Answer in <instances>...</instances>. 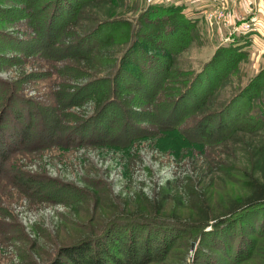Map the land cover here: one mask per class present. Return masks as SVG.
Masks as SVG:
<instances>
[{
  "label": "rangeland",
  "instance_id": "374dc122",
  "mask_svg": "<svg viewBox=\"0 0 264 264\" xmlns=\"http://www.w3.org/2000/svg\"><path fill=\"white\" fill-rule=\"evenodd\" d=\"M232 1L237 4L233 9ZM161 3L184 4V14L196 24L187 26L150 9ZM210 3L0 0V174L18 169L41 174L35 169L43 167L64 171L73 156L97 160L93 154L70 152L81 148L71 141L121 147L144 136L134 143L137 147L155 145L166 152L160 162L172 161L166 171L175 182L165 185L162 196L167 212L190 216L177 193L187 182L176 172L194 164L203 169L199 189L212 209L243 194L249 172L246 145L264 140V84L254 81L256 86L241 93L221 119L210 122V127L226 122L225 132L232 136L213 145L215 152L197 134V125H205L203 116L220 111L231 94L257 76L264 60L250 46L245 57L218 55L186 89L212 54L233 41L224 42L225 20L231 22L226 13L240 15L245 9L241 0H226L210 19ZM136 16L134 26L124 21ZM187 136L195 143L189 144ZM9 195L0 189V208ZM196 238L179 233L166 259L154 264H264L259 249L264 208Z\"/></svg>",
  "mask_w": 264,
  "mask_h": 264
},
{
  "label": "trees",
  "instance_id": "16d2710c",
  "mask_svg": "<svg viewBox=\"0 0 264 264\" xmlns=\"http://www.w3.org/2000/svg\"><path fill=\"white\" fill-rule=\"evenodd\" d=\"M150 9L169 14L170 19L176 18L187 26L197 22L184 14V4L161 3L150 5ZM138 18L124 21L134 26ZM248 47L247 36H234L230 44L212 54L186 89L193 87L218 55L245 57L250 54ZM257 79L264 84V68L231 94L220 111L203 116L205 125H197V134L207 143L209 151L215 152L213 145L232 137L225 132L226 122L211 127L210 122L217 117L221 119L241 93L256 86ZM203 105L210 107L211 103ZM252 114L255 120L259 119L257 112ZM221 132L225 133L220 135ZM17 135L22 138L26 134ZM143 139L144 136L134 137L131 144L121 147L71 141L70 145H81V148H70V152L79 151L82 156L93 154L97 160L90 162L73 156L64 171L43 167L35 169L41 174L20 169L15 173H1L0 189H6L10 199L13 197L15 201L9 199L0 208V264L159 263L166 259L179 233H187L195 239L222 229L231 218L264 208V140L246 145L249 156L246 188L243 194L228 197L222 209H212L202 187L199 189L203 169L195 164L187 166L186 170V167L178 169L176 177L178 173L183 175L179 176L187 185L177 193L191 211L190 216H184L178 210L167 212L162 203L165 185L175 182L170 179L173 174L166 171L172 161L160 162L161 154L166 152L155 145L137 147L138 144H134ZM186 139L191 145L196 141L192 136ZM47 172L54 176L43 174ZM259 249L264 259V238Z\"/></svg>",
  "mask_w": 264,
  "mask_h": 264
},
{
  "label": "built area",
  "instance_id": "2783aa9c",
  "mask_svg": "<svg viewBox=\"0 0 264 264\" xmlns=\"http://www.w3.org/2000/svg\"><path fill=\"white\" fill-rule=\"evenodd\" d=\"M149 2H154L156 0H148ZM182 1V0H181ZM213 6L208 14L209 18H216L215 12L224 8L226 0H209ZM248 6L252 11L256 7L257 0H247ZM216 4V6H215ZM245 12V11H244ZM228 18L226 22V28L228 29V37L224 39V42H231L234 36H247L249 41V46L257 53L258 57L264 60V22L263 20L257 18L256 16H248V14H235L231 11L227 12L225 15ZM225 42V43H227Z\"/></svg>",
  "mask_w": 264,
  "mask_h": 264
},
{
  "label": "crops",
  "instance_id": "0c3cea01",
  "mask_svg": "<svg viewBox=\"0 0 264 264\" xmlns=\"http://www.w3.org/2000/svg\"><path fill=\"white\" fill-rule=\"evenodd\" d=\"M182 1H186V0H182ZM199 1L203 2L206 5H208L210 3L209 0H199ZM241 4H243L245 7V9L242 10L243 14L246 13V14H248V16L249 15L250 16L252 15L254 17L256 16L257 18L263 20V22H264V0H257L256 7H254L253 11H252L253 7H252V9L249 8L247 0H241ZM232 5H233V7H232V9H233L237 4L232 1Z\"/></svg>",
  "mask_w": 264,
  "mask_h": 264
}]
</instances>
